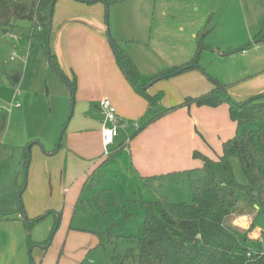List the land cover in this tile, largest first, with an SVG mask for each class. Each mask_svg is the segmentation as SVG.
Here are the masks:
<instances>
[{
  "label": "rangeland",
  "instance_id": "obj_1",
  "mask_svg": "<svg viewBox=\"0 0 264 264\" xmlns=\"http://www.w3.org/2000/svg\"><path fill=\"white\" fill-rule=\"evenodd\" d=\"M100 9L114 63L102 54L101 63L108 69L102 65L94 74L91 68L99 62L94 50L97 40L64 22L74 14L93 19ZM52 25L54 35L62 33V44L70 36L73 44L81 42L78 47L87 51L83 56L74 50L73 63L61 70L50 63L48 48L37 29L32 35L28 21H17L7 32L0 28V65L23 73L19 84L5 76L0 81V105L12 102L17 86L22 104L0 111V245L3 248L13 240L19 244L16 254L10 253V264H139L136 237L145 214L143 201L165 196L170 202H191L184 159L189 154L193 164L199 159L189 148L193 131L170 125L163 152L166 170L151 175L144 164L140 170L134 163L131 140L149 118L167 108L163 106L167 101L177 104L209 90L212 78L237 100L264 91V0H111L108 4L57 0ZM108 31L145 75L156 76L149 85H161L156 93L161 92L163 99L154 106L134 93ZM174 66L185 69L164 77L163 71ZM70 68L77 77L75 90L66 80ZM104 98L115 105L120 123L113 143L99 148L97 141L89 140L77 150L66 148L68 141L75 140L71 130H85L87 118L103 124V112L95 106ZM214 109L208 138L199 133L198 140L203 142L199 150L216 157L224 137L235 134L236 123L227 103ZM170 117L165 122L171 123ZM230 161L238 182L247 184L238 157ZM21 182L26 183L21 193L24 210L29 217L39 216L30 231L23 222L1 219L19 209ZM245 215L237 224L249 228L254 213ZM258 228L264 230L262 214L250 235L262 237L264 247V233Z\"/></svg>",
  "mask_w": 264,
  "mask_h": 264
},
{
  "label": "trees",
  "instance_id": "obj_2",
  "mask_svg": "<svg viewBox=\"0 0 264 264\" xmlns=\"http://www.w3.org/2000/svg\"><path fill=\"white\" fill-rule=\"evenodd\" d=\"M86 3L111 0H81ZM57 0H0V28L10 29L19 20L28 21L32 35L35 29L46 48L50 47L53 32V15ZM198 34V50L202 47ZM118 62L128 76L135 91L152 107L163 99L161 92L150 94L149 83L156 76L142 73L130 55L117 44ZM50 63L61 70L56 54L50 49ZM174 66L163 71L168 76L180 69ZM183 72V71H182ZM180 73V72H179ZM7 77L12 84H19L23 73L18 68L0 65V81ZM159 79V78H158ZM66 80L76 89L75 77ZM214 87L199 95L188 96L179 106L229 105L231 119L236 123V133L222 143V152L212 157L201 150H194L193 157L201 166L187 170L192 193L191 202H170L165 196L152 202L143 201L145 214L137 238L139 264H264V247L260 237H251L257 218L264 216V91L237 100L225 85L214 78ZM176 108V107H174ZM168 110L155 113L139 132ZM61 146V143H60ZM238 157L248 183L238 182L230 158ZM30 153L25 152L28 166ZM20 188L18 201L28 231L39 220L29 217L23 208ZM258 191V195L254 194ZM258 206V207H257ZM246 213L253 214L249 228L233 224V220ZM11 214V213H10ZM10 214L5 219H13ZM11 216V217H10ZM264 233V230H262ZM261 233V235L263 234ZM30 237V234H29Z\"/></svg>",
  "mask_w": 264,
  "mask_h": 264
},
{
  "label": "crops",
  "instance_id": "obj_3",
  "mask_svg": "<svg viewBox=\"0 0 264 264\" xmlns=\"http://www.w3.org/2000/svg\"><path fill=\"white\" fill-rule=\"evenodd\" d=\"M101 10L102 9L98 10L99 15H96L95 18L93 19L83 18L79 14H74L70 17H67V20H65L64 22L65 24L69 25V28L74 27L82 31H86L87 33H89V35L91 34L90 36H93L97 40L98 43L94 48V50L98 54L99 62H97V65L95 67L91 68L94 74L100 70V66L102 65L104 66V68L108 69L106 65L101 63L102 54H105L107 56L108 59L107 62H109V64L112 65L114 63V57L111 55L110 51L108 50L107 47L108 45H106V35L104 32L107 31V21H104L101 18ZM84 11L85 10L82 9L78 11V13L79 12L82 13ZM50 38H51L50 42L52 44L51 50L56 54L58 62L62 69L65 68L64 67L65 65L66 67H69L67 64L73 63L72 53L74 52V50L76 51L80 50L83 56L87 54V51L84 49V47L82 48L78 47V46H83V44L81 42L73 44V41L71 40L70 36H67L65 42L62 44V39H63L62 33L60 36H57L56 34L54 35V30H53ZM243 52L245 53V51ZM69 71L71 72H69L68 77L70 79H73L75 77L77 84V77L75 75L74 70L70 68ZM207 87H210V85H207ZM213 87L214 85L212 86V88ZM160 88L161 85L151 86L150 84L148 85V92L150 94H155L157 91L160 90ZM212 88H210L209 90H211ZM133 91L138 96L139 99H143L146 102H148L143 96L138 94L134 89ZM205 92H202L196 96H199ZM134 99L137 102L136 98ZM183 102L184 100H182L180 103L172 104V101L170 102L167 101V104H165L166 106L165 105L163 106L167 107L165 110H168V112L162 116L163 117L162 120L158 121L157 123L155 122L149 124L143 130H141L140 132H138L133 136V139L131 140L130 143V147H132V153L133 156H135L134 163L140 168V170H142L141 165L143 164L145 165L144 167L147 173L151 175L154 174V172L166 170L165 167L166 161L163 160L164 159L163 152L166 145V133L168 132L170 125L176 126L178 129L179 127H181L182 129L188 131L192 130L195 139L192 145L189 147L191 148V152L196 149L198 150L202 149L203 142L198 140V138L201 139L199 133L200 134L204 133L205 134L204 137L208 138L206 129L209 126H213V124L215 123V119L213 118L215 112L214 108H217L219 106L211 107V106H197L196 104H191L190 106L177 107V105H180ZM95 107L98 110H101L100 106L96 105ZM168 117H170L171 123L169 121L165 122V118ZM102 126L103 124L101 123L94 124L93 117L87 118L85 123H83V127L85 128V130L78 129V127H74V129L71 130V135L73 136V138H75V140L73 142L68 141L66 144V148L70 149V147H72L77 150L79 145H82L83 143L87 144L89 140H91V142L97 141L99 143V148H101L103 143ZM227 137L228 135L224 137V139L227 140L228 139ZM225 140H223V142ZM184 160L186 161L185 166H183L185 167V171L194 167L201 166L202 164L200 160L198 164H193L191 154H189V158L187 156ZM21 186H22V182L20 183V188ZM36 211L38 210H33L32 213H36ZM10 215L13 217L15 221H20V223L23 222L22 220H20L23 217V212L20 211L19 209L14 208V210H12V213ZM31 217L33 218L35 216H31ZM240 217H246V215H241L236 217L233 220V224L242 226L237 224L239 223ZM5 218L6 217L3 216L1 219L10 220ZM240 224H243V222ZM258 229L260 230V233H262V230L260 228ZM18 246L19 244L17 243L16 240H13L12 242H7L3 246V248L0 245V255L1 257L3 256L4 258V264H10V258H9L10 253H12L13 255L16 254Z\"/></svg>",
  "mask_w": 264,
  "mask_h": 264
},
{
  "label": "built area",
  "instance_id": "obj_4",
  "mask_svg": "<svg viewBox=\"0 0 264 264\" xmlns=\"http://www.w3.org/2000/svg\"><path fill=\"white\" fill-rule=\"evenodd\" d=\"M19 94H20V87L17 86L12 102L5 107L0 105V111L2 109L8 110L14 107H21L22 104L17 100ZM100 108L104 115L103 117L104 122L102 126L103 143H104V147L107 148L111 143H113L115 137L118 135V126L120 123H119V119L116 118L117 110L115 105L112 103L111 99L109 98L102 99L100 102ZM108 122H110L111 125H108Z\"/></svg>",
  "mask_w": 264,
  "mask_h": 264
},
{
  "label": "water",
  "instance_id": "obj_5",
  "mask_svg": "<svg viewBox=\"0 0 264 264\" xmlns=\"http://www.w3.org/2000/svg\"><path fill=\"white\" fill-rule=\"evenodd\" d=\"M3 31H4V32H7L8 29H3ZM108 36H109V39H110L112 45L114 46V48H115V50H116L117 57L120 58V55H119L118 49L116 48V44H115L114 40L111 38V36H110V32H109V31H108ZM49 52H50V47H48V53H49ZM48 57H49V56H48ZM49 60H50V59H49ZM184 69H185V67H182V68L178 69L174 74H177V73H179V72H182ZM29 161H30V160H29ZM26 168H27V167H26ZM254 194H255V195H258V191H257V190H254ZM257 207H258V206H257Z\"/></svg>",
  "mask_w": 264,
  "mask_h": 264
}]
</instances>
